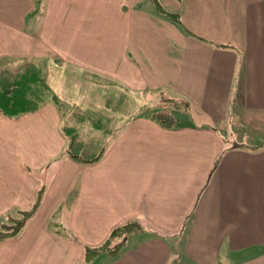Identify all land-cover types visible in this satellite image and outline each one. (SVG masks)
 <instances>
[{
    "label": "crops",
    "instance_id": "1",
    "mask_svg": "<svg viewBox=\"0 0 264 264\" xmlns=\"http://www.w3.org/2000/svg\"><path fill=\"white\" fill-rule=\"evenodd\" d=\"M158 1L0 0V264H264V0Z\"/></svg>",
    "mask_w": 264,
    "mask_h": 264
},
{
    "label": "trees",
    "instance_id": "2",
    "mask_svg": "<svg viewBox=\"0 0 264 264\" xmlns=\"http://www.w3.org/2000/svg\"><path fill=\"white\" fill-rule=\"evenodd\" d=\"M157 10L158 13L166 16L172 22L180 25V19L178 14L172 13L167 10L165 7L161 5L158 0H151ZM155 119L159 121L165 127H172L173 125L177 124V120H174L172 115L170 114H153ZM37 204L35 203L34 206L27 210V211H20L19 216L17 218H11L8 223L2 224L0 228V241L6 238H11L16 236L21 229L24 227L27 220L34 214ZM140 226L136 223H127L124 224L117 229H115L110 238L100 247L94 249H88L86 251V261L91 260L100 252H108L115 254L121 248L123 243V239L130 233L140 230ZM116 239L119 241L115 242Z\"/></svg>",
    "mask_w": 264,
    "mask_h": 264
},
{
    "label": "rangeland",
    "instance_id": "3",
    "mask_svg": "<svg viewBox=\"0 0 264 264\" xmlns=\"http://www.w3.org/2000/svg\"><path fill=\"white\" fill-rule=\"evenodd\" d=\"M11 82L10 80L6 79V76H3L1 73H0V106L2 107H6V102L9 103L10 101H12L14 98V94H15V90H10L8 91V88L10 87L11 85ZM19 88H22L21 86H19ZM38 89V88H37ZM17 91V90H16ZM36 91V90H35ZM6 92H9V97L6 96ZM27 92V91H26ZM40 92V91H39ZM39 92H27V95L28 97L32 98L31 95H33V99H35L33 102L34 104H29L28 105H25L23 106V108H33V106H36L37 104H39L38 102L40 101L39 100ZM41 96V94H40ZM41 102V101H40ZM161 108H159L160 110L157 111L156 109V114H168L169 110L172 108H174L173 106H171V103L167 102V101H161V105H160ZM186 116H179L178 117H175L174 119L176 120H179V121H188V118H186Z\"/></svg>",
    "mask_w": 264,
    "mask_h": 264
}]
</instances>
